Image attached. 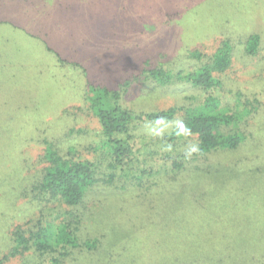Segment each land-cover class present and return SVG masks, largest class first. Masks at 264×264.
<instances>
[{
	"label": "rangeland",
	"instance_id": "374dc122",
	"mask_svg": "<svg viewBox=\"0 0 264 264\" xmlns=\"http://www.w3.org/2000/svg\"><path fill=\"white\" fill-rule=\"evenodd\" d=\"M99 1L103 4L101 9ZM123 1L98 0V5L93 7L97 1L0 0V257L7 251L8 237L14 226L33 217L38 210L30 201L29 189L43 165L40 160L43 145L23 142L16 148L19 162L25 163L22 168H18L13 157L14 146L20 139L16 137L19 130H30L31 122L42 119L38 113H51L44 119L52 129L66 128L72 119L64 116L61 110H70L77 103L85 105V92L81 91L87 77L93 83L109 86L129 80L123 97L126 106L136 111L184 104L197 94V90L186 84L172 85L168 93L164 87L159 91L147 90L149 83L138 75L145 61L158 63V55H162L165 62L176 63L174 60L179 62L187 49L212 52L226 35L217 28L224 18L239 22L241 27L236 29L239 34L264 33V0H259L258 5L257 0H203V3L197 1L192 5L189 4L192 0H146L147 7L143 0H133L140 2L124 13L105 6ZM150 1L153 5L148 9ZM159 3L163 5L158 6ZM186 5L188 8L184 9ZM163 6L171 13L170 17L160 14ZM260 50L264 52V38ZM237 55L225 80L233 86L238 85L241 91H246L247 86L262 87V83H255L253 76L260 64L246 62L245 68L239 71L240 51ZM260 109L264 110V104ZM261 119L260 116L252 118L250 124L254 128L260 126L263 129L260 133L264 135ZM177 121L143 123L135 133L146 136L168 133ZM76 124L84 132L75 136L73 143L86 155L87 146L98 140L96 133L100 126L87 114L79 117ZM263 138L256 136L231 155L220 152L221 155L212 154L209 158L216 160L226 156L223 161L236 162L238 157L247 154V165L243 167L252 175L248 170L258 166L260 146L264 148ZM141 157L144 156L141 154ZM159 164L158 160L157 166ZM7 167L10 170L6 172ZM193 171L179 175L184 185L159 189V194L151 191L155 186L149 187V183L143 185L147 190L141 187L144 194L139 193L141 188L122 192L124 202L115 196L116 192L98 194L107 212L105 216L90 218L82 235L101 239L105 234L101 239L103 245L92 255L74 256L68 264H139L141 260L157 264L163 261L164 255L174 254L176 243L187 238L194 253L204 250L203 233L199 228L208 217L224 208H231L230 214L239 213L241 206L228 204L231 198L233 201L241 199L235 196L218 199L229 181L212 179V176L207 184H196L198 179ZM236 184L247 186L248 183L240 180ZM207 185L211 189L206 194L204 187ZM262 190L258 188L244 197L246 209L254 206L255 210L256 201L264 198ZM235 220L249 224L257 222ZM234 227L242 229L241 224ZM260 229L264 230V219L258 224L257 231ZM246 235L247 231L230 232L225 241L236 247ZM23 261L11 258L3 264H23ZM25 264H33L31 258H27Z\"/></svg>",
	"mask_w": 264,
	"mask_h": 264
},
{
	"label": "trees",
	"instance_id": "16d2710c",
	"mask_svg": "<svg viewBox=\"0 0 264 264\" xmlns=\"http://www.w3.org/2000/svg\"><path fill=\"white\" fill-rule=\"evenodd\" d=\"M89 1L83 0L86 3ZM96 1L93 7L98 5V0H93ZM143 1L147 7L146 0ZM192 1L189 4L197 1L203 3V0ZM123 2L122 5L112 2L105 6L124 13L128 8L133 10L140 1ZM99 4L101 9L103 4L100 1ZM152 5L150 1L148 9ZM183 8H188V5ZM159 11L161 15L169 14L165 6ZM238 23L227 18L221 19L217 28L226 35L210 53L197 48L187 49L179 62L177 59L174 60L176 63L165 62L162 55H158V63L145 61L142 64L138 75L149 83V91H159L164 87L168 93L172 85L183 84L196 89L197 94L189 97L184 104L136 111L126 106L123 97L129 80L109 86L93 83L87 77L81 91L85 92V105L77 103L70 110H61L64 116L72 119L66 128L52 129L44 119L45 115L51 113L45 112L38 113L44 121L38 119L32 124L26 123L30 124L31 129L19 130L16 137L20 136V139L13 153L18 168L24 167L25 163L19 162L16 148L23 142L43 145L40 155L43 165L29 189L30 201L38 210L33 217L16 224L10 231L7 251L1 255L0 264L11 258L24 260L23 264L27 258H31L33 264H68L76 255H92L103 245L101 239L105 238V234L101 235V239L84 238L82 234L90 218L101 214L105 216L107 212L102 201L97 198L98 194L116 192L115 196L121 199L124 196L122 192L130 189L142 187L147 190V186H143L145 183H149V187L155 186L151 191L159 194V189L184 185L179 175L192 169L195 172L193 176L198 179L196 184H207L212 176V179L228 180L227 188L222 189L224 194L218 199L225 196L239 197V201L231 198L228 205L241 206L239 213L242 215L238 212L230 214L231 208L220 210L208 217L199 228L203 233L204 250L194 253L192 246L187 243L188 238L181 239L176 243L175 253L164 255L163 261L157 264H264V230L257 231L259 222L264 219V198L256 201L255 210L252 209L254 206L246 209L244 198L258 188L263 189L264 193V148L260 146L261 154L256 169L248 170L252 171V175L243 167L247 165V154L238 157L236 162L223 161L226 156L216 160L209 158L220 152L231 155L256 136H264L260 133L263 131L260 126L254 128L250 124L252 118L259 116L264 122V110L260 109L264 104V52L260 50L264 33L239 34L236 32L241 27ZM238 51L241 53L237 61L239 71L245 68L246 62L260 64L253 76L255 83H262V87L257 86V89L247 86L246 91H241L238 85L233 86V83L229 84L225 80L227 72L234 67ZM59 62L63 64L62 59ZM246 92L250 93L247 95ZM83 114L93 116L100 126L96 133L98 140L87 146L86 155L73 143L75 136L84 132L76 124ZM175 120H178L177 123L168 133L154 136L135 133L143 123L169 124ZM158 160L160 164L157 166ZM9 170L10 167H7L6 172ZM240 180L247 181V186L236 184ZM142 188L140 194H144ZM210 189L207 185L204 192L207 194ZM121 201L124 202V199ZM239 216L244 217L237 218ZM235 219L257 222L249 224ZM237 224H241L242 229H236L234 226ZM241 231H247V235L236 247L225 241L230 232ZM139 264L146 263L141 260Z\"/></svg>",
	"mask_w": 264,
	"mask_h": 264
}]
</instances>
